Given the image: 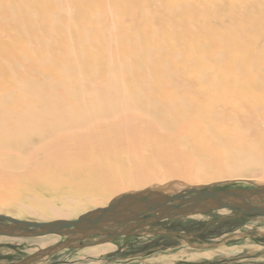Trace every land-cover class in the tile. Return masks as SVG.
<instances>
[{
	"label": "bare ground",
	"instance_id": "bare-ground-1",
	"mask_svg": "<svg viewBox=\"0 0 264 264\" xmlns=\"http://www.w3.org/2000/svg\"><path fill=\"white\" fill-rule=\"evenodd\" d=\"M251 177L264 0H0V215L75 220L167 180Z\"/></svg>",
	"mask_w": 264,
	"mask_h": 264
},
{
	"label": "rangeland",
	"instance_id": "rangeland-1",
	"mask_svg": "<svg viewBox=\"0 0 264 264\" xmlns=\"http://www.w3.org/2000/svg\"><path fill=\"white\" fill-rule=\"evenodd\" d=\"M259 184L264 185V181L254 177L224 178L201 184L172 179L146 187V190L155 189L176 194L189 189L254 187ZM144 190L145 188L140 191ZM33 198V195L24 194L21 202L35 206L37 200H32ZM58 202L59 199L54 201L55 204ZM18 219L32 220L26 214ZM150 229L154 233L105 241L112 246L104 253L95 252V248L105 243L99 242L82 248L62 249L31 264H264L262 216L235 215L228 209H221L185 218L163 220L152 225ZM48 236L56 238V241L44 247L39 246V241ZM0 237L5 238L0 242V264L19 262L31 253L46 249L63 239L58 234Z\"/></svg>",
	"mask_w": 264,
	"mask_h": 264
},
{
	"label": "water",
	"instance_id": "water-1",
	"mask_svg": "<svg viewBox=\"0 0 264 264\" xmlns=\"http://www.w3.org/2000/svg\"><path fill=\"white\" fill-rule=\"evenodd\" d=\"M228 209L235 215L264 217V185L189 189L168 194L146 191L128 194L105 208L89 211L75 220L37 222L0 215V234L31 237L58 234L64 237L56 245L31 253L10 264H31L66 248L114 240L118 237L154 233L150 227L167 219H179ZM2 222H8L6 225ZM98 238L95 241H89Z\"/></svg>",
	"mask_w": 264,
	"mask_h": 264
}]
</instances>
